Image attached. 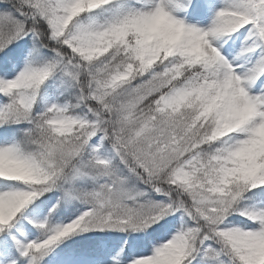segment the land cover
I'll use <instances>...</instances> for the list:
<instances>
[{
    "label": "snow or ice",
    "instance_id": "obj_1",
    "mask_svg": "<svg viewBox=\"0 0 264 264\" xmlns=\"http://www.w3.org/2000/svg\"><path fill=\"white\" fill-rule=\"evenodd\" d=\"M0 264H264V0H0Z\"/></svg>",
    "mask_w": 264,
    "mask_h": 264
}]
</instances>
